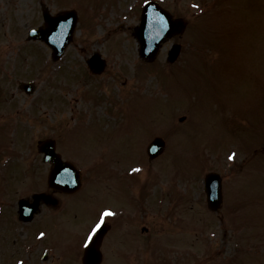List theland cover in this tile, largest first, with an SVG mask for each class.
Listing matches in <instances>:
<instances>
[{
	"label": "rangeland",
	"instance_id": "1",
	"mask_svg": "<svg viewBox=\"0 0 264 264\" xmlns=\"http://www.w3.org/2000/svg\"><path fill=\"white\" fill-rule=\"evenodd\" d=\"M144 1L0 0V161L17 165L0 167V238L10 255L25 244L24 264H81L86 229L104 207L138 219L105 237L101 264H264V0H156L187 28L151 63L139 59L132 35ZM42 7L78 15L58 62L25 40ZM172 45L180 54L169 64ZM93 53L106 62L100 76L85 64ZM21 82L34 92L25 95ZM155 137L166 146L149 161ZM40 139L54 140L81 172L73 221L44 210L24 224L6 210L47 191ZM209 172L230 184L216 214L203 192Z\"/></svg>",
	"mask_w": 264,
	"mask_h": 264
},
{
	"label": "water",
	"instance_id": "2",
	"mask_svg": "<svg viewBox=\"0 0 264 264\" xmlns=\"http://www.w3.org/2000/svg\"><path fill=\"white\" fill-rule=\"evenodd\" d=\"M44 28H38L35 31L29 33V40H40L45 42L52 50V59H58L64 48L68 45L71 39V35L76 23L75 16L70 13L51 17L45 11H43ZM185 28V22L183 20H172L171 17L159 8L156 4L149 2L144 6L140 24L134 30V36L139 43V56L147 61H151L155 58L160 48V45L173 35H179ZM179 46H173L168 53V61L172 63L175 61L179 54ZM89 67L94 71H100L103 64L97 59H91L88 62ZM27 93H30L32 88L24 85L21 86ZM182 120V119H181ZM164 143L161 139H155L147 148V154L150 159L155 158L163 151ZM39 152L43 153L44 161L53 162V168L48 176V186L54 190H63L62 187L66 186V189L72 190L74 181L78 183L79 176L75 173V180L68 182L66 179L67 169H64L63 163H58V156L54 153V143L51 141H43L38 144ZM71 168V167H70ZM73 170V169H72ZM207 203L210 209H216L221 201L220 194V181L215 174H209L205 181ZM61 188V189H60ZM28 204L25 201L19 203V213L22 215V219H31L32 213L37 209L38 203H33L32 210H26L24 207ZM35 209V210H34ZM31 213V215H29ZM25 215H29L27 218ZM104 230H100L93 241L90 243L84 251L82 257L83 264H99L101 256L98 251L100 240Z\"/></svg>",
	"mask_w": 264,
	"mask_h": 264
},
{
	"label": "flooded vegetation",
	"instance_id": "3",
	"mask_svg": "<svg viewBox=\"0 0 264 264\" xmlns=\"http://www.w3.org/2000/svg\"><path fill=\"white\" fill-rule=\"evenodd\" d=\"M60 155L62 157V161L71 162L66 157H63L61 153H60ZM6 161H4V162H6ZM36 161H37V159H33V160H31V163L36 162ZM8 162H13V161L10 160ZM37 162L40 164V166H44L45 167V170H44L43 173L47 177V174L49 172V168L51 167V164L47 163V162H43V159H39ZM7 166L10 168L11 166H17V165H12V164H2V165H0V167H7ZM3 171L5 172L7 170L6 169L5 170H0V174H4ZM23 171H25L24 176L28 175V173H26V171H28L29 173H32V171H30V170H23ZM223 177H225V176L220 175L222 195H223L224 190L229 188V186H230V184L228 185L226 183V181L224 182ZM8 178H11V177H8L6 175L2 176L3 180L8 179ZM81 185H82V182H81ZM41 192L42 193H40V194L43 195V196L39 200L40 204H39V207L37 208L38 213H37V215H35L33 217V220L30 223H28V224H32V222H34L38 217H40L42 215L44 210L52 211L53 213H55V212L56 213H62L61 215H63L65 219H71L72 221L74 220V218L71 217V213L73 212V210H75L74 202H76L75 194L77 192L76 193H65V192L52 191V190H50L48 188H47L46 192H43V191H41ZM33 195H34V193H31L28 197H25V199L32 200V196ZM223 197H224V195H223ZM19 198H21V197H19ZM4 208L5 207H3V206L1 207L0 206V223H2V218H1L2 211L1 210H4ZM117 208H118V210H113V209H110L108 207H104V208L101 209V211L99 212L98 216H96L95 221L98 218H100L101 214L105 210H109L112 213H114V215L105 217V221L103 223V224H107L108 225L109 231H108L107 235L111 234L110 232H112L118 226L117 224L120 223V222H121V224H123V223L127 224L128 228L133 229V224L135 223V220L138 219L137 213L128 214L127 213L128 210H122L123 209L122 207H117ZM6 210H16V219H17L18 222H20L18 220V215H17V210H18L17 209V204H16V207L14 209L10 208V209H6ZM133 211H135V210H133ZM55 218H57V216L53 214V220ZM1 230H2L3 235H4V230L2 228H1ZM141 232H147V231H146L145 228H141ZM104 240H105V238L102 240V245L101 246H103ZM42 241L43 240H37L38 243H40ZM21 243H24V242H21ZM10 247H11V242H10V240L8 238H4V239L2 238V240L0 238V264H24L23 258H25V257H23L22 255H25L26 258H27V255H28V252H29L28 249L25 247V244L21 247V251H20V253L18 252L19 254L17 256H15V251L12 252L11 255L9 254ZM47 247H52V246H47ZM51 252H54L52 248H50V250L47 249V250H41L40 251L41 259H42L43 262L50 258L49 253H51ZM12 256L17 257V258L14 259L13 262H12V259H10Z\"/></svg>",
	"mask_w": 264,
	"mask_h": 264
},
{
	"label": "snow or ice",
	"instance_id": "4",
	"mask_svg": "<svg viewBox=\"0 0 264 264\" xmlns=\"http://www.w3.org/2000/svg\"><path fill=\"white\" fill-rule=\"evenodd\" d=\"M230 159H232L233 157H229ZM111 215H114V213H112L111 211L109 210H105L100 218H99V222L96 224V226L91 230L90 234L88 235V238L87 240L85 241V244H84V247L87 248L89 247L92 239H93V236L96 234V232L101 228V226L103 225L104 221H105V217L107 216H111ZM43 235V233L41 234Z\"/></svg>",
	"mask_w": 264,
	"mask_h": 264
}]
</instances>
